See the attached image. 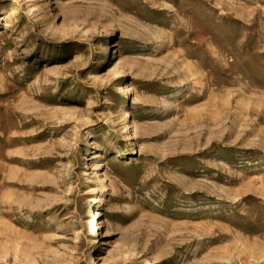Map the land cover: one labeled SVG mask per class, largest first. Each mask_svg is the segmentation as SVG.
<instances>
[{
	"label": "rangeland",
	"instance_id": "rangeland-1",
	"mask_svg": "<svg viewBox=\"0 0 264 264\" xmlns=\"http://www.w3.org/2000/svg\"><path fill=\"white\" fill-rule=\"evenodd\" d=\"M0 264H264V0H0Z\"/></svg>",
	"mask_w": 264,
	"mask_h": 264
}]
</instances>
